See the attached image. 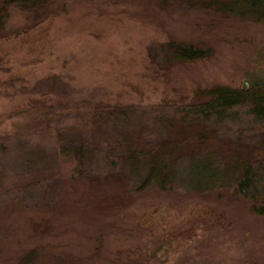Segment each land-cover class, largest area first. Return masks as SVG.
<instances>
[{
  "label": "rangeland",
  "instance_id": "1",
  "mask_svg": "<svg viewBox=\"0 0 264 264\" xmlns=\"http://www.w3.org/2000/svg\"><path fill=\"white\" fill-rule=\"evenodd\" d=\"M58 5L0 33V264H264V216L231 194L140 193L124 173L96 183L52 177L51 146L34 135L30 111L55 107L78 139L96 108L129 106L155 146L171 136L161 120L204 102L199 91L264 81V23L135 0ZM172 42L212 55L167 66ZM49 80L54 91L35 88ZM205 127L215 141L185 147L186 161L237 149L264 160V122Z\"/></svg>",
  "mask_w": 264,
  "mask_h": 264
},
{
  "label": "trees",
  "instance_id": "2",
  "mask_svg": "<svg viewBox=\"0 0 264 264\" xmlns=\"http://www.w3.org/2000/svg\"><path fill=\"white\" fill-rule=\"evenodd\" d=\"M135 1L159 8L177 5L264 23V0ZM59 3L61 0H0V33L11 22L24 24L54 13ZM168 49L164 59L167 66L196 62L212 55L211 49L203 45L172 42ZM47 84L48 90H55L50 80L35 88L47 87ZM197 97L204 102L181 108L180 119L161 120L171 136L155 146L148 145L147 129L139 126L136 112L129 106L96 108L86 136H80L81 139H74V132L68 135L71 130L66 129L62 121L66 117L57 115L55 107H36L30 110L38 114V123L32 130L34 135L48 140L53 158L49 171L52 170V177L57 180L96 183L114 173H124L140 193L152 188L198 195L222 192L246 202L253 214L264 216V160L257 163L240 149L222 157L215 153L199 154L188 161L183 155L185 147H199L204 151L209 142L215 141L217 132L205 124L235 120L261 125L264 122V81L250 90L217 86L199 91ZM236 111H243L246 118L242 119Z\"/></svg>",
  "mask_w": 264,
  "mask_h": 264
},
{
  "label": "water",
  "instance_id": "3",
  "mask_svg": "<svg viewBox=\"0 0 264 264\" xmlns=\"http://www.w3.org/2000/svg\"><path fill=\"white\" fill-rule=\"evenodd\" d=\"M244 88H245V89L248 88V83L245 84Z\"/></svg>",
  "mask_w": 264,
  "mask_h": 264
}]
</instances>
